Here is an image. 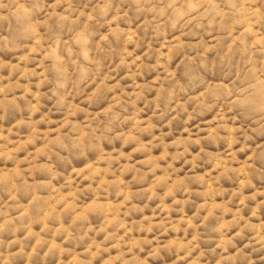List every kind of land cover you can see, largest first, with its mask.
<instances>
[{
  "label": "clouds",
  "instance_id": "1",
  "mask_svg": "<svg viewBox=\"0 0 264 264\" xmlns=\"http://www.w3.org/2000/svg\"><path fill=\"white\" fill-rule=\"evenodd\" d=\"M0 264H264V0H0Z\"/></svg>",
  "mask_w": 264,
  "mask_h": 264
}]
</instances>
